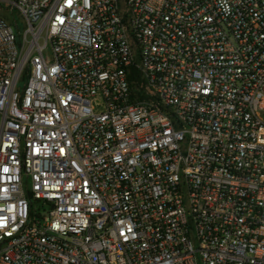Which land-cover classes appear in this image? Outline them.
<instances>
[{"label": "built area", "instance_id": "2783aa9c", "mask_svg": "<svg viewBox=\"0 0 264 264\" xmlns=\"http://www.w3.org/2000/svg\"><path fill=\"white\" fill-rule=\"evenodd\" d=\"M0 264H264V0H0Z\"/></svg>", "mask_w": 264, "mask_h": 264}]
</instances>
